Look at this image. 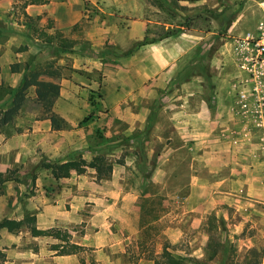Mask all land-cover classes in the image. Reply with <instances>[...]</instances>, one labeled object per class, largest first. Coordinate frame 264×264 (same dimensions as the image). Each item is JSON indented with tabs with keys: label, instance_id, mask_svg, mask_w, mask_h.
<instances>
[{
	"label": "rangeland",
	"instance_id": "obj_1",
	"mask_svg": "<svg viewBox=\"0 0 264 264\" xmlns=\"http://www.w3.org/2000/svg\"><path fill=\"white\" fill-rule=\"evenodd\" d=\"M78 3L79 18L69 24L64 13ZM263 16L264 0H0V107L29 71L59 86L51 106L38 100L36 86L27 87L18 113L0 126V221L33 215L29 225L67 233L63 240L33 235L27 223L0 227V264H165L164 248L187 264H264V95L245 108L236 95L238 40L254 37ZM143 23L149 45L141 53ZM154 42L161 63H172L176 85L191 76L199 122L193 140L205 141L203 118L216 117L205 105L219 106L230 131L219 141L239 140L234 120L243 121L242 135L259 143L260 171L251 173L245 151L236 173L227 166L225 178H194L190 186L185 162H173L169 175L168 162L160 169L149 159L145 141H156L155 129L111 106L136 109L137 59L144 54L154 67ZM116 61L123 70L105 82L106 67ZM95 156L114 171L86 167L58 178L51 172L52 164ZM67 241L82 248L62 254Z\"/></svg>",
	"mask_w": 264,
	"mask_h": 264
},
{
	"label": "crops",
	"instance_id": "obj_2",
	"mask_svg": "<svg viewBox=\"0 0 264 264\" xmlns=\"http://www.w3.org/2000/svg\"><path fill=\"white\" fill-rule=\"evenodd\" d=\"M80 7V3H78L76 10L64 13L66 14L65 16L69 18L67 23L73 24L77 21L80 15ZM34 8L35 7L31 8L29 13H32ZM39 13L40 11L37 14ZM60 13L62 14L63 11H59V14L57 15L58 18L61 17ZM42 14L44 17L48 16L47 13ZM54 28L55 27H51L49 30L53 31ZM57 28H60L61 30L63 27H60L59 25ZM146 28V24L143 23L137 32L136 40L139 42L138 50L141 51V53H144L143 51H145L149 45V42H146ZM117 42L118 41H114V43ZM151 47L152 48L150 49L154 50L152 53V62L154 63V67L151 66V63L147 65L145 55H141L140 53L137 59L138 66L135 67V72L140 83L138 84V92L133 97L136 101V109H124L126 106L122 105L111 106L113 107L111 111H115L116 113L137 114L140 124H146L145 126H147L148 130L155 129V132L157 133L155 134L157 137L156 141H145L146 146H148L145 149L149 155V159L153 157L152 159L155 161L156 166H159L160 169L164 167L162 166L163 164L168 162L167 165H170L171 168L168 172L169 175L173 174V170L176 169L172 166L173 162H185L187 164L189 176L191 177L190 186L195 183L193 181L194 178L202 179L204 180L202 182L205 183H211L213 181L207 179L225 178L226 174L223 169H229L230 173H236V160L240 156L244 157L245 155H243V152L245 151L246 153L252 154V156L250 155V159L252 160H250V163L248 164V169L250 168L251 173L260 171L261 166L259 165V161L254 158L255 151L256 148H258L259 143L255 141L254 143H248L249 138L246 139L244 135H242L244 133L247 134L248 132L244 128L243 121L240 124L234 120L233 128L235 129V126L237 125V139L239 140L234 141L236 135H233V141H219L220 138H226L228 132H230L229 129L225 127L227 126V124L225 125V120L218 116L220 113L218 112L219 106H214V104L211 103L209 105H205V110H209L208 112L214 111V113H216V117H212L211 114L208 116L209 118H203L205 124H203L204 126H200L204 127L202 130L204 132L202 134L205 136V141L193 140L196 133L195 130H198L199 122L195 119L193 105L194 91L189 89L188 84L192 80L190 79L191 76H186L183 81H180L178 89V85H176L177 79L174 78L175 75L172 73V63H168L167 61V63H161L162 59L159 57L161 54L156 53L158 48L157 44L155 42L154 44L151 43ZM242 50L243 47H237V67L241 78L237 85V91L241 88H250L251 85V80L246 79L247 71L241 69L238 65V56H240V52ZM111 66H107L105 69V82L110 74H117L120 69L123 70V65L119 61L114 62ZM188 77H190L189 80ZM243 82H245V84ZM213 98L220 99L215 96ZM229 107L231 106L229 105ZM232 108L235 110L236 107L233 106ZM234 118L236 119L235 116ZM244 146L248 147L245 148ZM183 152H185V157H182ZM198 153L203 156V165L200 170L194 165L196 158L198 157ZM214 160H219L224 163L220 162L219 165H214L212 164L214 163ZM228 163L229 165H227ZM230 163H233L234 166H230ZM224 164H226L225 167ZM178 165L180 166V164ZM227 166L228 168L226 169ZM241 166L243 168V165ZM111 170L114 171L111 167L107 170V172ZM162 171L166 172V170ZM94 184L97 185L96 183ZM94 189L97 190L96 187L91 188V190ZM34 226L40 228L37 224ZM0 227L7 230L4 226ZM64 257L70 258L71 256L64 255Z\"/></svg>",
	"mask_w": 264,
	"mask_h": 264
},
{
	"label": "trees",
	"instance_id": "obj_3",
	"mask_svg": "<svg viewBox=\"0 0 264 264\" xmlns=\"http://www.w3.org/2000/svg\"><path fill=\"white\" fill-rule=\"evenodd\" d=\"M38 72L29 71L28 74H24L22 77L21 85L19 89L13 93L10 102L7 105L0 107V126L11 121L13 117L18 113L22 100L23 94L27 87L34 85L36 86V94L38 100H40L45 106H51L53 98L58 94L59 86L57 83L51 81H44L37 78ZM50 122L53 128H59L56 117L50 115ZM51 172L53 176L58 177H67L71 171L76 173H82L86 167H94L97 171H107L111 168L110 164L105 161L103 157L95 156L89 161L80 157V158H71L61 161L60 163H55L51 165ZM34 220V216H26L22 219H10L4 218L0 221V226H4L7 230H13L20 227L21 224L27 223L30 226V231L33 235H50L56 238L66 240L65 231H62L58 228H37L34 225H29L31 221ZM31 224V223H30ZM61 245L60 252L62 254L75 253L78 252L82 245H79L74 242L67 241ZM185 259L180 256H174L166 248L162 252V262L165 264H187ZM82 262V260H81Z\"/></svg>",
	"mask_w": 264,
	"mask_h": 264
},
{
	"label": "built area",
	"instance_id": "obj_4",
	"mask_svg": "<svg viewBox=\"0 0 264 264\" xmlns=\"http://www.w3.org/2000/svg\"><path fill=\"white\" fill-rule=\"evenodd\" d=\"M237 47H243L238 65L247 71L246 79L251 80L250 88L237 91L238 101L243 108L248 107L251 100L260 105L264 95L260 84L264 80V16L257 25L255 36L239 39Z\"/></svg>",
	"mask_w": 264,
	"mask_h": 264
}]
</instances>
